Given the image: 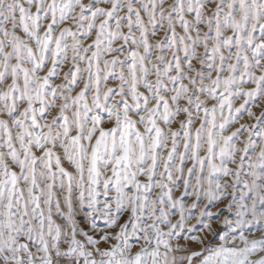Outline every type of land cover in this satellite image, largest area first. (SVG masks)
Masks as SVG:
<instances>
[{"label":"snow or ice","instance_id":"1","mask_svg":"<svg viewBox=\"0 0 264 264\" xmlns=\"http://www.w3.org/2000/svg\"><path fill=\"white\" fill-rule=\"evenodd\" d=\"M262 105L264 0H0V264H264Z\"/></svg>","mask_w":264,"mask_h":264},{"label":"rangeland","instance_id":"2","mask_svg":"<svg viewBox=\"0 0 264 264\" xmlns=\"http://www.w3.org/2000/svg\"><path fill=\"white\" fill-rule=\"evenodd\" d=\"M262 107H264V105H262ZM253 110H254L257 114H259V112L261 111L260 108H254ZM241 122H242V123H245V122H251V121H249L248 117L245 116ZM236 126H238V125H236ZM234 127H235V126H234ZM101 226H102V222H101Z\"/></svg>","mask_w":264,"mask_h":264}]
</instances>
